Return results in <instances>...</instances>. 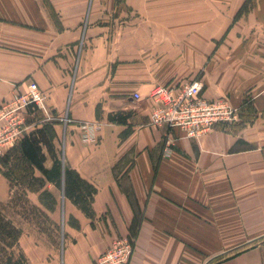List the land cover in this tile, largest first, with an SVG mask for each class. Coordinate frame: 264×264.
<instances>
[{
	"label": "crops",
	"instance_id": "obj_1",
	"mask_svg": "<svg viewBox=\"0 0 264 264\" xmlns=\"http://www.w3.org/2000/svg\"><path fill=\"white\" fill-rule=\"evenodd\" d=\"M245 1L0 0V103L37 83L61 157L97 188L89 217L47 183L65 244L33 225L31 256L23 229L33 264H96L127 235L129 264H264V0L238 14ZM196 77L241 121L198 137L153 124L152 89ZM9 189L0 164V203Z\"/></svg>",
	"mask_w": 264,
	"mask_h": 264
},
{
	"label": "trees",
	"instance_id": "obj_2",
	"mask_svg": "<svg viewBox=\"0 0 264 264\" xmlns=\"http://www.w3.org/2000/svg\"><path fill=\"white\" fill-rule=\"evenodd\" d=\"M249 1H245L238 14L246 9ZM101 110L98 104L97 117L101 116ZM131 114L132 111L124 110L110 112L108 119L125 124ZM54 123H38L0 156L2 173L10 187L8 199L0 203V264H33L21 244L24 225L27 223L37 227L51 243L61 244L57 238L65 236L62 227L50 216L58 201L56 195L47 188V183H53L62 190L87 216L95 215L93 199L97 188L64 162L54 143ZM130 130L128 126L121 136H127ZM48 155L52 159L49 167L45 165ZM32 192L38 194V202L31 199ZM70 223L80 227L74 217L70 218Z\"/></svg>",
	"mask_w": 264,
	"mask_h": 264
},
{
	"label": "built area",
	"instance_id": "obj_3",
	"mask_svg": "<svg viewBox=\"0 0 264 264\" xmlns=\"http://www.w3.org/2000/svg\"><path fill=\"white\" fill-rule=\"evenodd\" d=\"M203 80L199 77L187 83L158 84L148 97L154 104L152 122L155 125L167 124L178 127L188 136L198 137L212 129L241 121V109L235 107L224 97L208 99L203 95ZM135 99H141L138 92ZM42 111L45 121H54L45 104V94L37 83L32 82L25 93H17L0 103V156L18 143L27 130L25 119L29 112ZM65 123L72 122L65 115L59 118ZM84 131H89L92 124L82 122ZM169 141V140H168ZM135 249L133 236H118L98 256L96 264H129Z\"/></svg>",
	"mask_w": 264,
	"mask_h": 264
},
{
	"label": "rangeland",
	"instance_id": "obj_4",
	"mask_svg": "<svg viewBox=\"0 0 264 264\" xmlns=\"http://www.w3.org/2000/svg\"><path fill=\"white\" fill-rule=\"evenodd\" d=\"M193 78L184 81L183 83H187L189 81H191ZM40 119H25V123L27 126H29V128L27 130H29L30 128H34ZM30 129V131L32 130ZM28 133V132H27ZM33 199H35V196H32ZM35 235H36V228L33 225L30 224H26L24 227V235H23V239H22V244L24 245V247L27 249V251L30 253L31 256L34 255V251L31 248V245L33 246V241L35 239ZM57 241H59L61 243V245L65 244V238L63 236H61L59 239L57 238ZM60 249V247H59Z\"/></svg>",
	"mask_w": 264,
	"mask_h": 264
}]
</instances>
